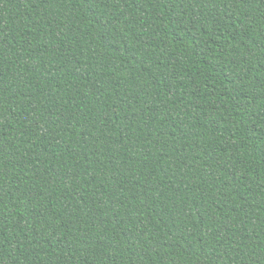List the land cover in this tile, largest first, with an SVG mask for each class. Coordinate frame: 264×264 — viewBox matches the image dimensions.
Wrapping results in <instances>:
<instances>
[{"label": "trees", "instance_id": "obj_1", "mask_svg": "<svg viewBox=\"0 0 264 264\" xmlns=\"http://www.w3.org/2000/svg\"><path fill=\"white\" fill-rule=\"evenodd\" d=\"M0 264H264V0H0Z\"/></svg>", "mask_w": 264, "mask_h": 264}]
</instances>
